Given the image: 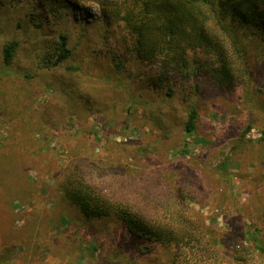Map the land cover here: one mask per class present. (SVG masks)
Here are the masks:
<instances>
[{
    "label": "rangeland",
    "instance_id": "1",
    "mask_svg": "<svg viewBox=\"0 0 264 264\" xmlns=\"http://www.w3.org/2000/svg\"><path fill=\"white\" fill-rule=\"evenodd\" d=\"M121 1L69 0L39 14L38 0H8L0 9V49L23 41L9 67L16 73L0 74V153L7 156L0 161V246L17 245L10 264H169L154 239L130 233L115 216L85 217L65 199L62 182L75 158L166 181L226 256L252 245L249 224L262 225L264 57L252 61L251 80L239 78L232 90L190 76L160 81L157 68L122 40L121 23L103 38L100 19ZM26 13L42 22L34 39L64 34L72 56L40 67L42 49L28 47L29 34L18 28ZM191 101L196 132L185 136L176 122L165 134L155 114L185 117Z\"/></svg>",
    "mask_w": 264,
    "mask_h": 264
},
{
    "label": "trees",
    "instance_id": "2",
    "mask_svg": "<svg viewBox=\"0 0 264 264\" xmlns=\"http://www.w3.org/2000/svg\"><path fill=\"white\" fill-rule=\"evenodd\" d=\"M38 1L39 14L48 5L53 12L55 5L71 6L69 0ZM7 3L8 0H0V9ZM113 5L111 13L100 19L106 30L103 38H109L111 24L121 23L122 40L128 42L126 45L138 61L157 68L160 81L190 76L232 90L239 78L251 80L252 61L264 57V0H123ZM32 16L34 13H26L18 19V28L29 34L28 47L42 49L37 64L42 68L61 65L73 54L68 37L44 36L38 42L32 36L43 32L42 22ZM22 44L20 36L2 44L0 74L15 72L9 67ZM68 67L78 70L80 66ZM166 95L171 99V90ZM198 113L197 102L191 101L185 117L176 119L174 113L168 116L169 113L159 111L155 119L165 134L177 122L183 134L189 136L196 132ZM5 158L0 153V161ZM127 170L115 171L105 162L91 167L86 158L72 159L65 170L63 195L85 217L115 216L130 233L154 239L169 252V264H264V207L260 208L262 225L249 224L247 233L252 245L236 249L229 257L220 253V244L213 235L206 237L208 231L200 228L197 214L177 192L169 191L166 181L143 174L135 177ZM3 244L0 264H10L17 254V245Z\"/></svg>",
    "mask_w": 264,
    "mask_h": 264
}]
</instances>
